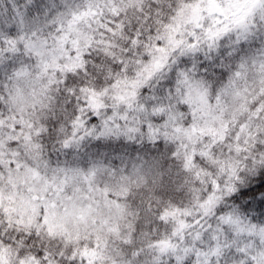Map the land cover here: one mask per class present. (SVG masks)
<instances>
[{"label": "clouds", "instance_id": "1", "mask_svg": "<svg viewBox=\"0 0 264 264\" xmlns=\"http://www.w3.org/2000/svg\"><path fill=\"white\" fill-rule=\"evenodd\" d=\"M0 264H264V0H0Z\"/></svg>", "mask_w": 264, "mask_h": 264}]
</instances>
